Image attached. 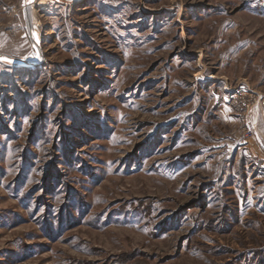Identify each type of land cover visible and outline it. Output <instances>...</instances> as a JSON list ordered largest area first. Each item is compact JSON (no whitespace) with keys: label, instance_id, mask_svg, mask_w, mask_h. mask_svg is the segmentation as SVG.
Returning <instances> with one entry per match:
<instances>
[{"label":"rangeland","instance_id":"1","mask_svg":"<svg viewBox=\"0 0 264 264\" xmlns=\"http://www.w3.org/2000/svg\"><path fill=\"white\" fill-rule=\"evenodd\" d=\"M0 264H264V0H0Z\"/></svg>","mask_w":264,"mask_h":264},{"label":"built area","instance_id":"2","mask_svg":"<svg viewBox=\"0 0 264 264\" xmlns=\"http://www.w3.org/2000/svg\"><path fill=\"white\" fill-rule=\"evenodd\" d=\"M254 134L252 131H249L248 133H246V137L247 138H253Z\"/></svg>","mask_w":264,"mask_h":264},{"label":"bare ground","instance_id":"3","mask_svg":"<svg viewBox=\"0 0 264 264\" xmlns=\"http://www.w3.org/2000/svg\"><path fill=\"white\" fill-rule=\"evenodd\" d=\"M44 2H46V1H44ZM43 4H45V3H43Z\"/></svg>","mask_w":264,"mask_h":264}]
</instances>
